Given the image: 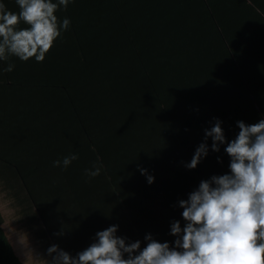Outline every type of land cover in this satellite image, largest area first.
<instances>
[{
    "label": "trees",
    "instance_id": "obj_1",
    "mask_svg": "<svg viewBox=\"0 0 264 264\" xmlns=\"http://www.w3.org/2000/svg\"><path fill=\"white\" fill-rule=\"evenodd\" d=\"M215 1L74 0L55 13L70 28L43 62L0 61L15 65L0 72V180L40 238L75 256L116 224L143 247L146 234L160 238L153 224L169 233L179 218L161 217L164 192L180 187L185 198L229 171L224 146L195 169L184 164L214 118L228 140L236 121L264 118V49L243 26L248 13L233 7L229 19L225 0ZM3 2L19 11L15 0ZM71 152L79 159L66 170L52 165ZM97 158L103 171L88 179L84 169ZM3 220L0 213V264H23Z\"/></svg>",
    "mask_w": 264,
    "mask_h": 264
},
{
    "label": "clouds",
    "instance_id": "obj_2",
    "mask_svg": "<svg viewBox=\"0 0 264 264\" xmlns=\"http://www.w3.org/2000/svg\"><path fill=\"white\" fill-rule=\"evenodd\" d=\"M73 2L15 0L19 11L14 12L0 0V61L15 56L43 62L54 42L70 28V19L59 20L55 13ZM21 22L27 27H20ZM14 67L8 63L0 66V72H11ZM214 120L184 166L195 169L210 150L220 152L224 146L229 171L202 179L187 199L178 201L183 226L181 220L171 222L173 241L160 242L148 233L142 247L141 240L128 241L118 235L119 225L113 224L97 231L94 241L75 256L51 244L47 257L37 258L46 264H264V118L252 124L236 121L239 131L231 140L223 121ZM78 159L79 154L71 152L52 165L66 170ZM137 168L147 183L155 181L146 167L138 164ZM102 171L103 163L97 158L84 174L91 179Z\"/></svg>",
    "mask_w": 264,
    "mask_h": 264
},
{
    "label": "crops",
    "instance_id": "obj_3",
    "mask_svg": "<svg viewBox=\"0 0 264 264\" xmlns=\"http://www.w3.org/2000/svg\"><path fill=\"white\" fill-rule=\"evenodd\" d=\"M213 1H215V0H213ZM238 1L239 0H225L226 3L223 2V4H226V5L228 4V8L226 9L227 13H228L227 17L229 19H232L231 11H232L233 7H234L235 12H237L240 15L242 14V12L248 13V15L243 17V21H245L243 23V26H244V28L246 27L250 33H252L251 34L252 36H254L256 34L258 35V37L256 36L255 41L254 40L253 41L258 44L259 49H264V0H247L249 3V6H244V4H243V6H241L242 4L240 5ZM215 2H217L220 5V3L218 1H215ZM220 7H221V5H220ZM220 7L218 8L217 12H219V14L222 15L224 10L223 9L220 10ZM232 131H233V135H236L239 131L238 126L232 127ZM122 182H123V176L121 175V177L119 178V181H118L119 185ZM0 184L4 185V183L1 180H0ZM4 187H5V185H4ZM5 190L9 191L7 188H5ZM117 192L118 191H115V193H117ZM111 193H113V190ZM181 195H185V192H183V190L180 187H177V188L173 187L169 191L164 192V194L160 196V204H161V202H163V208H162L160 215L164 219H165V216H169V215H170V217H179V218L173 219V220H181L182 221L181 224L183 226V218L181 217V215L180 216L175 215V213L178 210L180 211V214L183 210L182 208L179 207L178 201L180 199H187V196H185V198H183ZM113 200H114V197H113ZM13 203H14V201H13ZM131 205H129V208ZM15 207H16V204L14 203V208ZM173 220H171V222ZM115 223H119V221H115ZM158 224H160V223H158ZM158 224H153L154 226L151 227L153 229V231H155L157 234L160 235V238H157V237H154V238L160 242H163V241L171 242V241H173L175 239V237L170 236L169 233H166L164 231L166 226H164L163 224H160V225H162V227H161L162 231H163L162 232V231L157 229V228H159ZM119 228L121 229V227H119Z\"/></svg>",
    "mask_w": 264,
    "mask_h": 264
},
{
    "label": "rangeland",
    "instance_id": "obj_4",
    "mask_svg": "<svg viewBox=\"0 0 264 264\" xmlns=\"http://www.w3.org/2000/svg\"><path fill=\"white\" fill-rule=\"evenodd\" d=\"M0 213L4 219V230L23 264H46L43 259L37 257H47L46 249L50 246L48 239L40 238L39 227L36 228L31 221L19 213V209L14 208L11 193L6 191L2 184H0ZM48 237L52 241L49 235Z\"/></svg>",
    "mask_w": 264,
    "mask_h": 264
}]
</instances>
